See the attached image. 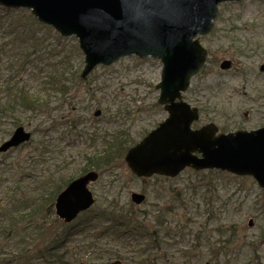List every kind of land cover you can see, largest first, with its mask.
Returning <instances> with one entry per match:
<instances>
[{"label": "rangeland", "instance_id": "1", "mask_svg": "<svg viewBox=\"0 0 264 264\" xmlns=\"http://www.w3.org/2000/svg\"><path fill=\"white\" fill-rule=\"evenodd\" d=\"M218 13L221 16L215 22L214 32L198 38L209 57L202 71L190 80L189 88L181 94L182 101L200 111L199 120L192 128L213 122L218 128L227 125L226 132L255 130L264 126V72L259 71L264 65V3L262 0H241L221 4ZM13 16H23V13ZM230 31L232 33L228 35ZM55 38L54 33L47 36V46L37 56L40 58L38 67L48 69L47 64H56L66 55L67 71L75 67L78 77L65 74L63 92L44 85L49 95L40 98L33 112L0 117V144L8 139L15 127L35 131L30 146L0 155V198L8 187L14 188L18 179L21 180V197L26 192L34 194L30 189L35 186V180L24 177L30 171L24 158L43 137L41 142L55 144L58 135L64 133V130H49L51 120L78 124L77 128L65 133L66 141L70 139L72 144L66 146L63 153H58V148L53 149L54 153H48L50 165L51 160L66 161L65 173L72 174L79 173V168L86 163V156L91 153L87 134L98 137L105 131L124 129L138 142L167 117L157 104L159 91L155 86L162 70L159 60L123 57L110 66L96 67L85 81L80 82L84 61L80 51V54L73 51L77 41L72 37L61 41ZM230 39H236V45L245 52L231 49ZM57 44L62 48H55ZM53 49L57 50L56 55L49 53ZM7 58V55L0 56V104L4 101L2 85L5 81L18 86L26 84L27 89L32 93L39 92L40 97L44 77L39 81L28 70L7 69ZM224 60L231 66L222 71L219 65ZM117 110H127L129 116L113 119L111 116ZM96 111L100 112L97 117L94 116ZM12 121H17L18 126H12ZM114 166L113 172L105 173L89 184L95 198L94 206L105 208L114 204L125 212L131 210L149 229H158L157 243L147 242L145 264H225L228 258L233 264H264V189H260L251 177L234 178L226 173L206 171L201 174L186 169L170 180L161 177L142 180L132 175L125 162ZM44 173L46 167L38 165L35 176L41 177ZM131 193L143 194L144 202L134 205L130 201ZM87 216L89 213L81 214L72 223L64 224L46 209L26 222L20 221L14 228L6 230V238L0 239V250L3 251L0 259L23 249L25 256L14 257L19 264H47L42 254L47 259L53 254L62 256L58 261L54 257L56 261L53 259L51 264L107 262L97 257L100 250L113 243L100 237L101 247L96 248L92 230L65 236L58 249L56 243L70 229L68 226ZM226 239L228 243H224ZM53 244L55 250H52ZM217 252L220 255L215 263ZM90 257H94L92 261H89ZM121 257L126 258L127 254Z\"/></svg>", "mask_w": 264, "mask_h": 264}, {"label": "water", "instance_id": "2", "mask_svg": "<svg viewBox=\"0 0 264 264\" xmlns=\"http://www.w3.org/2000/svg\"><path fill=\"white\" fill-rule=\"evenodd\" d=\"M231 1L239 0H0V5L28 9L61 36H74L84 57L81 78L122 57L160 60L162 71L155 88L168 116L126 152L124 161L133 175L174 178L186 168L220 170L249 176L264 188V127L218 136L213 124L192 130L197 109L181 100L207 58L197 37L212 31L218 5ZM229 67L228 61L220 65ZM30 137L24 128H16L0 145V153L27 143ZM97 178L91 171L72 180L55 199V215L69 223L92 207L88 185ZM130 199L139 205L145 197L132 193Z\"/></svg>", "mask_w": 264, "mask_h": 264}, {"label": "trees", "instance_id": "3", "mask_svg": "<svg viewBox=\"0 0 264 264\" xmlns=\"http://www.w3.org/2000/svg\"><path fill=\"white\" fill-rule=\"evenodd\" d=\"M20 12L23 13V16H13L14 13ZM50 33H54V31L49 27L39 24L31 16L29 11H14L0 8V56H8V58L5 59L7 62L6 68L11 71L16 70L17 68H20L17 69V71L25 72L28 70V73L35 74L39 81L43 80L41 77H44L45 79L42 82L44 89L41 92L40 97L39 92L32 93L26 88V84L18 86L17 83L5 81V84L2 85L4 88V101L0 104V117H14L17 113L33 112L35 110V105L38 104L40 98L45 94L49 95V93H47L48 91H46L47 86L44 85L47 84L51 89L57 92H63L61 87L64 88L63 79L65 78V74H70L72 78L78 77V69L75 67H73L74 69L72 67L70 68L72 71H67V68H69V61L66 55L63 56V60H59L56 64H47L48 69L41 70V68L38 67V53L42 48L47 46L45 45V41ZM54 34L56 40L57 38L58 41L64 40L56 33ZM56 47H61V45L57 44V46L55 45V48ZM54 50L56 49L51 50L49 53L51 55H56L57 50L56 53ZM73 51L80 54L77 45L74 46ZM31 67L33 70H31ZM41 72L45 75L40 76L39 74H41ZM85 80H80V82ZM127 116H129L127 110L121 112L120 110H117L111 117L116 119ZM11 125L18 126L17 121H12ZM77 127L78 124L70 121L59 122L57 120H51L48 127L49 130H64V133L58 135L56 143L52 140L55 144L41 142L44 138L43 137L37 145H34L30 149L27 157L24 158V162L29 166L30 171H28L29 173H25L24 177L35 180V186L30 189L34 194L29 195V193L26 192L22 197L19 195L20 179L14 182V188L8 187V189H6L0 198V239L6 238V230L14 228L20 221L24 220V222H26L36 215H41L46 209L53 214V206L57 194L73 179L91 171L97 172L99 177L105 173L113 172L114 165L121 161L124 162V156L127 150L136 143V141L132 140L130 134L124 129H118L111 133L105 131L98 137L93 133H86L90 142L88 147L92 149L91 153L86 156V163L79 168V173L67 174L65 172L68 163L66 161L56 162L55 160H51L52 164L50 165V161H48V153L49 151L54 153V148H58V153H63L65 147L72 144L70 139L66 141L67 135H65V133H68ZM31 134V140L28 143L21 145L20 148L28 147L34 142V129L31 131ZM60 148L61 150H59ZM38 165L46 167V173L41 177L35 176ZM208 173L220 172L209 171ZM129 212L121 210L114 204L105 208H97L96 206H93L85 212L89 213V216L79 218L76 223L68 226L70 229L67 230L64 237H62L58 243H55L58 244V249H60L63 240H65L68 235L74 236L77 234L75 232L92 230V233L95 235V241H93L95 242L96 248L97 246L99 248L101 247L99 246L100 237L110 239L109 242L113 243L110 246L104 247L102 251L100 250V254L97 258L106 259L107 262L118 260L121 262H127V264H145V251L148 247L147 242L157 243L158 229H149L147 225L139 219L140 216L136 217L135 213L131 210ZM71 230H73L74 233H72ZM223 241L224 243H228V239ZM140 242H144L145 245H142ZM159 245L160 243L158 242V246ZM223 247L224 245L222 247L219 246V250ZM52 250H55L54 244ZM2 252L1 249L0 255ZM220 252H217L214 255L215 263L218 262L217 256L220 255ZM122 254H127V257L122 258ZM22 255L25 256L23 249L20 252H11L9 253L10 257L0 259V264H19V261L16 259L19 258L18 256ZM14 257L17 258L15 259ZM42 257L45 263L51 264L53 259L55 260L56 258L58 261L62 256H56L53 254L47 259V257L42 254ZM93 258L90 257L89 261H92ZM83 263L85 264L86 262ZM70 264H82V261H75ZM225 264L233 263H231L230 258H228V261L225 262Z\"/></svg>", "mask_w": 264, "mask_h": 264}, {"label": "flooded vegetation", "instance_id": "4", "mask_svg": "<svg viewBox=\"0 0 264 264\" xmlns=\"http://www.w3.org/2000/svg\"><path fill=\"white\" fill-rule=\"evenodd\" d=\"M232 33V31H230L229 33H228V35L229 34H231ZM227 35V36H228ZM224 37V36H223ZM237 40L236 39H230V43L232 44V46H229L231 49H234L235 51H236V48H237V51L238 52H242V53H244L245 52V50H242L241 49V47H239L238 45H236L237 44V42H236ZM236 42V43H235ZM251 51H253V50H251ZM250 51V52H251ZM239 55H242V56H244L243 54H239ZM231 66V65H230ZM230 68V67H229ZM228 68V69H229ZM223 71V70H222ZM259 71H261V72H264V65H261L260 67H259ZM201 109L203 110V108L201 107ZM209 123H213V122H209ZM208 124V123H207ZM214 124V123H213ZM226 126V127H225ZM224 127H222V128H218V132L217 133H236V132H252V131H257V130H260V129H262L264 126H262V127H260V128H257V129H255V130H250V131H246V130H236V131H230V132H226L225 131V129L228 127L227 125H225ZM201 127V126H200ZM218 127V126H217Z\"/></svg>", "mask_w": 264, "mask_h": 264}]
</instances>
